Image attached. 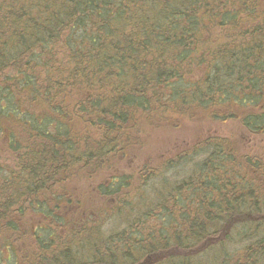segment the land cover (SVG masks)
Instances as JSON below:
<instances>
[{"label": "trees", "instance_id": "obj_1", "mask_svg": "<svg viewBox=\"0 0 264 264\" xmlns=\"http://www.w3.org/2000/svg\"><path fill=\"white\" fill-rule=\"evenodd\" d=\"M153 110L264 133V0H0V136L18 157L0 165V264H264V160L223 137L99 184L121 231L68 217L53 189L127 155Z\"/></svg>", "mask_w": 264, "mask_h": 264}, {"label": "rangeland", "instance_id": "obj_2", "mask_svg": "<svg viewBox=\"0 0 264 264\" xmlns=\"http://www.w3.org/2000/svg\"><path fill=\"white\" fill-rule=\"evenodd\" d=\"M216 32L218 31L216 30ZM198 74H201V72H196L195 76ZM148 113L138 114L140 117V132L130 131L127 155L120 153L115 157L110 156L104 166L94 165L82 169L78 167L70 178L63 183H59L53 189V194L64 195L67 199L73 201L72 204L65 207L68 217L72 216L73 220L78 221L90 215L96 218L101 216L102 220L98 223L103 226L108 234L113 233L114 230L121 231L120 222L122 218L115 214L110 217L107 216L106 210L111 205V200L108 197L99 195L98 185L107 183L111 177H120L124 174L134 175L136 180H133V183L139 184L138 177L141 178V174H148V169L161 170L171 159L188 152L189 149L208 137L226 138L235 145L240 155H250L264 160V133H251L239 120L220 121L208 119L203 115L195 116L192 119L188 115H181L177 112L169 114L168 119L167 116L162 119L161 112L153 110L150 117L147 116ZM7 141V136H0V165L15 167L18 163V157L7 147ZM133 143L136 146L131 149ZM127 193V195L124 193V196L129 199L135 193V190L132 189ZM120 196H123V193ZM62 204L66 205L65 202H62ZM72 213H75L76 217ZM93 213L98 214L94 215ZM31 214L29 219L35 220V224L38 221L46 224L50 223V221L47 222L43 218L35 217L34 213ZM95 217L93 218L95 219ZM37 245V239L28 235L25 240L18 242V251L21 256H27L37 248ZM239 245L237 242L231 244L229 250L233 252ZM215 250L221 255L225 254L223 248ZM171 253L172 251L166 255ZM163 256L160 258H163Z\"/></svg>", "mask_w": 264, "mask_h": 264}]
</instances>
